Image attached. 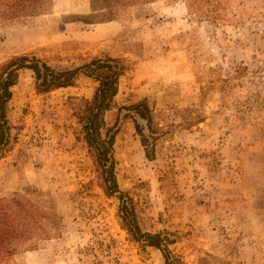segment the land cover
Instances as JSON below:
<instances>
[{"label": "rangeland", "instance_id": "rangeland-1", "mask_svg": "<svg viewBox=\"0 0 264 264\" xmlns=\"http://www.w3.org/2000/svg\"><path fill=\"white\" fill-rule=\"evenodd\" d=\"M114 1L41 0L8 19L0 0V67L17 56L59 72L123 59L104 120L141 231L166 236L183 264H264V0ZM97 85L79 74L39 94L34 73L18 72L0 198L36 191L49 218L0 264H164L130 241L119 193L104 194L82 139L74 111ZM144 100L151 132L141 110L124 109Z\"/></svg>", "mask_w": 264, "mask_h": 264}, {"label": "trees", "instance_id": "trees-1", "mask_svg": "<svg viewBox=\"0 0 264 264\" xmlns=\"http://www.w3.org/2000/svg\"><path fill=\"white\" fill-rule=\"evenodd\" d=\"M40 1L5 0L6 18L36 14L41 6ZM121 1L115 0L114 5ZM124 64L121 58L105 57V59H93L73 70L59 72L45 63H40L39 60L27 56H17L4 63L0 67V158L10 148L7 105L12 95L10 89L16 84L20 70L28 69L34 73L36 91L39 94L71 87L79 74L93 78L98 83L95 92L91 99L81 100V109L74 111V117L81 127L82 139L99 173L104 194L111 198L119 193L118 217L130 241L141 244L143 248L151 247L159 250L164 264H183L180 257L173 256L169 252L167 246L172 242L166 236L160 233L150 234L141 231L135 214V204L128 194L119 190L117 184L113 154L114 136L111 134L112 128L105 123L104 115L115 105L114 98L118 92V81L126 71ZM124 109L136 112L141 110L140 117L148 124L147 129L152 131L151 117L145 100L126 106ZM136 129L141 136L146 156L150 158L147 149L148 141L141 134L137 125ZM35 196L36 191L26 190L14 193L9 198H0V259L11 255L18 243L28 240L38 231L41 220L49 218L33 199Z\"/></svg>", "mask_w": 264, "mask_h": 264}]
</instances>
